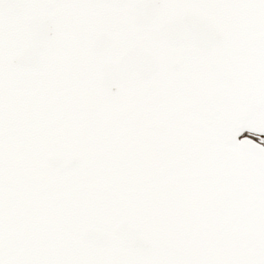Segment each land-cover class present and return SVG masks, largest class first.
<instances>
[{
	"label": "snow or ice",
	"instance_id": "obj_1",
	"mask_svg": "<svg viewBox=\"0 0 264 264\" xmlns=\"http://www.w3.org/2000/svg\"><path fill=\"white\" fill-rule=\"evenodd\" d=\"M0 264H264V0H0Z\"/></svg>",
	"mask_w": 264,
	"mask_h": 264
}]
</instances>
